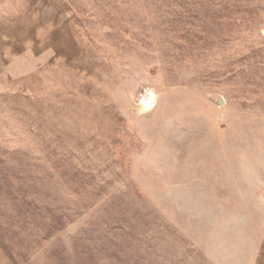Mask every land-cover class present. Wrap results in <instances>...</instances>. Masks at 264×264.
<instances>
[{
  "label": "rangeland",
  "instance_id": "1",
  "mask_svg": "<svg viewBox=\"0 0 264 264\" xmlns=\"http://www.w3.org/2000/svg\"><path fill=\"white\" fill-rule=\"evenodd\" d=\"M0 264H264V0H0Z\"/></svg>",
  "mask_w": 264,
  "mask_h": 264
},
{
  "label": "built area",
  "instance_id": "2",
  "mask_svg": "<svg viewBox=\"0 0 264 264\" xmlns=\"http://www.w3.org/2000/svg\"><path fill=\"white\" fill-rule=\"evenodd\" d=\"M153 100H154V96L152 94H147L146 97H144L141 100V104H140L141 108L146 109L151 107L153 104Z\"/></svg>",
  "mask_w": 264,
  "mask_h": 264
}]
</instances>
